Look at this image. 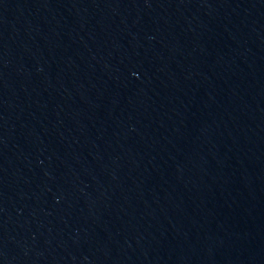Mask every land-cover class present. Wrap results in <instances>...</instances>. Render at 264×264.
<instances>
[{
	"label": "water",
	"instance_id": "1",
	"mask_svg": "<svg viewBox=\"0 0 264 264\" xmlns=\"http://www.w3.org/2000/svg\"><path fill=\"white\" fill-rule=\"evenodd\" d=\"M0 264H264V0H0Z\"/></svg>",
	"mask_w": 264,
	"mask_h": 264
}]
</instances>
